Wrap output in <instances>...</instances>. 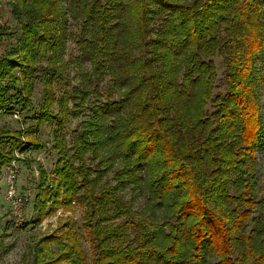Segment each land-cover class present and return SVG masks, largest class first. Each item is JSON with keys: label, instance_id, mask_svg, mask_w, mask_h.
<instances>
[{"label": "trees", "instance_id": "trees-1", "mask_svg": "<svg viewBox=\"0 0 264 264\" xmlns=\"http://www.w3.org/2000/svg\"><path fill=\"white\" fill-rule=\"evenodd\" d=\"M8 2L23 19L16 45L0 55V114L14 113L15 97L21 109L29 106L40 58L52 67V80L63 78L68 13L82 19L79 58L92 66L85 77L100 82L109 76L118 96L91 108L74 166L59 134L71 97L63 91L56 99L52 81L44 83L33 120L36 131L57 121L58 159L51 183L41 175L35 225L59 208L69 215L35 240L30 264L86 263L73 217L77 207L92 264H264V197L257 179L264 150V1ZM156 16L160 25L152 34ZM5 30L0 25V38ZM217 57L224 91L214 95ZM88 96V87L77 89L74 105L82 107ZM43 147L31 129H0V171L16 152ZM88 152L101 158L96 167L83 159ZM119 160L115 187L97 189ZM127 188L133 196L128 204L117 194Z\"/></svg>", "mask_w": 264, "mask_h": 264}, {"label": "rangeland", "instance_id": "rangeland-1", "mask_svg": "<svg viewBox=\"0 0 264 264\" xmlns=\"http://www.w3.org/2000/svg\"><path fill=\"white\" fill-rule=\"evenodd\" d=\"M21 19H23V16ZM21 19L17 18V15L12 11L11 4L8 0H0V25L6 27L4 36L0 38V55H3L16 45L21 34ZM65 24L67 33L66 44L62 60L60 61L63 78L52 80V67L48 65L46 60L40 58L37 62L38 70L33 74V92L30 97L29 106L26 109H21L22 102L19 97H15L12 102V107L15 110L14 113L2 112L0 114L1 130L23 132L31 129L32 138L44 145L42 149L31 151L24 155L16 152V159L12 161L18 171L16 183L17 196L22 199V205L19 210L20 217L18 218L14 217L10 210H6L7 207H0V264H30L36 243L35 240L43 237L46 233L54 231L58 221L66 215H69V212H63L59 208L54 215L45 218L41 224L35 225V207L37 206V200L41 199L39 192L43 189L40 185L43 180L41 175L44 173L48 182L51 183V180L55 178L54 171L58 159V149L54 140V132L58 128L57 121L45 123L36 131V123L33 120L40 113L43 102L44 83L49 80L52 81L56 99L61 96L63 91H67L69 97H71L68 102V117L66 123L59 129V134L62 138V145H64L65 151L74 166L78 165L77 159L72 157L75 151L76 140L84 131V123L92 115L91 108L107 100L112 101L118 98L117 94L111 89L109 76H104L100 82L96 79L91 82L85 77L92 72V66L87 61L79 58L82 45L80 41L83 34L82 19L73 18L71 17V13H68ZM159 25L160 20L157 16L151 19L150 30L152 34L159 28ZM215 62L218 68V80L216 82L218 88L214 90V95L224 91V88L220 86L223 72L221 57L215 58ZM16 74L18 76L19 72ZM262 74L264 75V67ZM82 87H88L90 96L85 100L82 107H77L74 105L76 101L73 96L75 91ZM18 89L19 86H16V90ZM110 93L113 97L110 96ZM259 94L264 121V84L260 86ZM52 110L54 114L58 112L57 101L53 103ZM77 110L80 113L74 116L73 114ZM102 156H104V153ZM258 158L257 179L261 186L259 193L261 197H264V150L258 153ZM83 159L88 165L96 167L101 158L95 159L92 153L88 152L84 154ZM120 165V160L115 162L112 170H109L100 180L97 189L102 187H115L114 171ZM105 167L103 166L101 169ZM4 177L5 171L3 167L0 171V194L5 191ZM117 194L126 204L130 201L133 202V196L128 188L118 190ZM137 198L140 199L141 196ZM6 206L8 205L6 204ZM138 208L139 206L136 203L133 210L137 211ZM73 217L76 221V229L81 235V245L86 259L85 264H92L93 253L89 238L85 235L82 227L83 219L82 209L80 207L76 208ZM127 235V241L130 242L133 237L130 230H127ZM50 248L57 251L58 247L52 244Z\"/></svg>", "mask_w": 264, "mask_h": 264}, {"label": "built area", "instance_id": "built-area-1", "mask_svg": "<svg viewBox=\"0 0 264 264\" xmlns=\"http://www.w3.org/2000/svg\"><path fill=\"white\" fill-rule=\"evenodd\" d=\"M5 171V191L0 197V207H7L6 210H10L12 215L16 218L20 217V208L22 205V199L17 196V169L12 162L9 165L4 166ZM6 204L8 206H6Z\"/></svg>", "mask_w": 264, "mask_h": 264}, {"label": "crops", "instance_id": "crops-1", "mask_svg": "<svg viewBox=\"0 0 264 264\" xmlns=\"http://www.w3.org/2000/svg\"><path fill=\"white\" fill-rule=\"evenodd\" d=\"M3 169V168H2ZM4 182H5V178H4ZM1 193V192H0ZM1 195V194H0Z\"/></svg>", "mask_w": 264, "mask_h": 264}]
</instances>
